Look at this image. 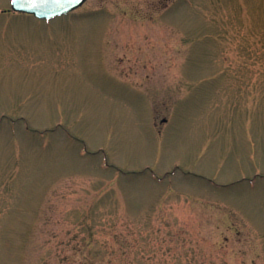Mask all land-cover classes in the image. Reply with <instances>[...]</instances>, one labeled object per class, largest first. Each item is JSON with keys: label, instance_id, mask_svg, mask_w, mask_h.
Here are the masks:
<instances>
[{"label": "rangeland", "instance_id": "rangeland-1", "mask_svg": "<svg viewBox=\"0 0 264 264\" xmlns=\"http://www.w3.org/2000/svg\"><path fill=\"white\" fill-rule=\"evenodd\" d=\"M0 0V264H264V0Z\"/></svg>", "mask_w": 264, "mask_h": 264}, {"label": "water", "instance_id": "water-1", "mask_svg": "<svg viewBox=\"0 0 264 264\" xmlns=\"http://www.w3.org/2000/svg\"><path fill=\"white\" fill-rule=\"evenodd\" d=\"M87 0H12L11 10L15 13L30 14L42 20L65 15Z\"/></svg>", "mask_w": 264, "mask_h": 264}, {"label": "flooded vegetation", "instance_id": "flooded-vegetation-1", "mask_svg": "<svg viewBox=\"0 0 264 264\" xmlns=\"http://www.w3.org/2000/svg\"><path fill=\"white\" fill-rule=\"evenodd\" d=\"M11 12V11H10Z\"/></svg>", "mask_w": 264, "mask_h": 264}]
</instances>
